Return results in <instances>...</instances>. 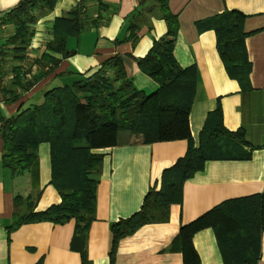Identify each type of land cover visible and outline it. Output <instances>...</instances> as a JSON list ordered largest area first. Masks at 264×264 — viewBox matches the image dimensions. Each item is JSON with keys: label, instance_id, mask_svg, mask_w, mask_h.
<instances>
[{"label": "crops", "instance_id": "1", "mask_svg": "<svg viewBox=\"0 0 264 264\" xmlns=\"http://www.w3.org/2000/svg\"><path fill=\"white\" fill-rule=\"evenodd\" d=\"M20 1L0 0V18ZM78 1L57 0L52 11L35 24L22 64L24 70H28L25 78L35 81L27 91L16 88L20 98L15 102H6L0 89V128L3 120L31 105L41 104L45 91L71 85L114 55L123 57L126 75L138 90L150 92L157 88V84L139 70L135 59L143 58L153 41L164 36L166 25L156 15H146L147 7L141 9L139 0H101L107 6V10L101 12L96 1H87L82 8L84 30L78 37L67 40V47L76 54L61 60L41 77L48 68L38 67L33 60L46 53L45 47L53 38L54 21ZM168 7L178 19L173 57L181 68L195 66L197 71L196 93L188 116L194 145H198L207 114L219 103L223 127L229 132L242 129L245 141L255 149L247 160L206 161L203 170L183 184L181 204L169 207L165 223L142 226L119 240L114 253L115 264H182V255L173 245L180 226L224 201L264 194V0H168ZM139 9L137 41L116 43L127 36V21ZM230 11L244 16V47L249 63L246 89H241L225 72L216 49L215 32L208 24L200 25ZM12 32V26L0 25V45ZM51 56L61 59L55 53ZM9 60L0 63L2 86L12 79ZM186 147L184 140L142 144L137 137L123 133L118 137L117 146L98 151L103 154V160L96 187L95 220L88 228L84 247V257L89 264H109L110 224L139 210L148 189L158 183L164 169L184 155ZM246 150L248 148H244ZM37 154L41 191L35 204L38 212L58 204L60 197L49 184V145L41 143ZM1 156L0 140V264H82L81 254L70 247L73 220L62 225L24 224L9 231L14 214L25 212L23 205L15 206L14 198H25L31 193V179L29 174L11 177L2 165ZM192 245L198 264H223L210 228L195 233ZM257 264H264V232L260 237Z\"/></svg>", "mask_w": 264, "mask_h": 264}, {"label": "trees", "instance_id": "2", "mask_svg": "<svg viewBox=\"0 0 264 264\" xmlns=\"http://www.w3.org/2000/svg\"><path fill=\"white\" fill-rule=\"evenodd\" d=\"M87 1L79 0L54 21L53 38L45 47L46 53L33 60L38 67L48 68L41 77L61 60L76 54L74 49L67 47V40L78 37L84 30L82 8ZM94 1L99 12L107 10L101 0ZM56 2L21 0L0 18V25H10L13 29L0 45V63L8 59L12 63L11 81L8 85H0L6 102L20 98L17 89L22 92L33 86L35 80L25 78L28 70H24L22 64L35 24L52 11ZM148 2L139 0V6L143 9L146 5V15H156L163 20L166 32L135 62L139 70L157 84L155 90H138L126 75L123 57L114 55L100 63L93 73L81 76L71 85L45 91L41 104L31 105L1 122L2 165L11 177L29 174L32 190L25 198H14L15 206L23 205L25 212L14 214L9 231L24 224L62 225L73 220L70 247L81 254L82 264H89L84 257V247L88 228L95 220L96 187L103 160V154L98 151L117 146L120 134L129 133L142 144L184 140L187 147L184 155L164 169L158 183L148 189L139 210L110 224L109 264H115L114 253L119 240L142 226L168 220L169 207L181 204L183 184L202 171L206 161L247 160L255 149L245 141L242 129L229 132L223 127L219 103L207 114L198 145H194L188 116L196 93L197 71L195 66L181 68L173 57L178 19L170 12L168 0ZM141 9L127 21V36L116 43L137 41L140 23L136 19L141 16ZM243 20L242 14L230 11L200 25L208 24L215 32L216 49L225 72L241 89H246L249 63L244 47ZM50 53L60 55L61 59ZM41 143L49 145V184L57 191L60 202L37 212L35 204L41 194L37 148ZM205 228L213 231L223 264H257L260 237L264 232V194L224 201L180 226L173 245L182 255V264H198L192 238Z\"/></svg>", "mask_w": 264, "mask_h": 264}, {"label": "rangeland", "instance_id": "3", "mask_svg": "<svg viewBox=\"0 0 264 264\" xmlns=\"http://www.w3.org/2000/svg\"><path fill=\"white\" fill-rule=\"evenodd\" d=\"M36 104H38V103H36Z\"/></svg>", "mask_w": 264, "mask_h": 264}]
</instances>
